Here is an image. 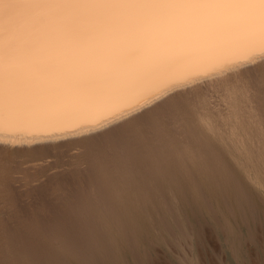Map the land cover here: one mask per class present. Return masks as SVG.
Wrapping results in <instances>:
<instances>
[{
    "label": "bare ground",
    "instance_id": "6f19581e",
    "mask_svg": "<svg viewBox=\"0 0 264 264\" xmlns=\"http://www.w3.org/2000/svg\"><path fill=\"white\" fill-rule=\"evenodd\" d=\"M257 223L264 6L0 0V264L238 261Z\"/></svg>",
    "mask_w": 264,
    "mask_h": 264
},
{
    "label": "rangeland",
    "instance_id": "374dc122",
    "mask_svg": "<svg viewBox=\"0 0 264 264\" xmlns=\"http://www.w3.org/2000/svg\"><path fill=\"white\" fill-rule=\"evenodd\" d=\"M210 229H207L206 230L207 232L205 231V236L202 240V243L200 247L197 249L199 252L198 264H244V262L245 264H262V263L264 264V225L258 224V223L257 225H255L254 233H255V236H258V237L253 238V240H247L248 242L247 241L245 242L244 244L245 245L244 248L246 250V251L244 250L245 257L238 258L237 259L238 261H236L235 259L231 257L230 253L227 252L226 248L223 246L224 243L219 238L217 233L214 232L212 229L210 231ZM209 236H210V239H209ZM204 250H206L207 252ZM158 252H159L158 255L152 256L153 259H151V262H150L151 264H157V263L159 264H169V263L179 264V263L169 262L170 259L168 257H166L160 251ZM205 252L207 255L205 254ZM246 253L248 254L247 257H246L247 255ZM202 258H204L205 260ZM155 260L157 261L155 262ZM200 260H203V261H200ZM150 263H147V264H150Z\"/></svg>",
    "mask_w": 264,
    "mask_h": 264
},
{
    "label": "snow or ice",
    "instance_id": "6c2138e0",
    "mask_svg": "<svg viewBox=\"0 0 264 264\" xmlns=\"http://www.w3.org/2000/svg\"><path fill=\"white\" fill-rule=\"evenodd\" d=\"M101 2H130V3H233L264 6V0H101ZM102 163V161H98Z\"/></svg>",
    "mask_w": 264,
    "mask_h": 264
}]
</instances>
